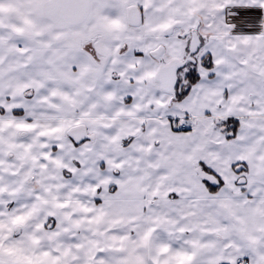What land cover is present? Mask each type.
<instances>
[{"label":"snow or ice","instance_id":"obj_1","mask_svg":"<svg viewBox=\"0 0 264 264\" xmlns=\"http://www.w3.org/2000/svg\"><path fill=\"white\" fill-rule=\"evenodd\" d=\"M0 264H264V0H0Z\"/></svg>","mask_w":264,"mask_h":264}]
</instances>
